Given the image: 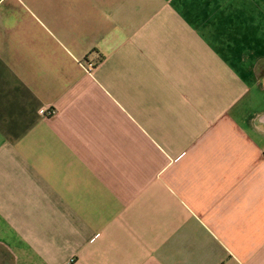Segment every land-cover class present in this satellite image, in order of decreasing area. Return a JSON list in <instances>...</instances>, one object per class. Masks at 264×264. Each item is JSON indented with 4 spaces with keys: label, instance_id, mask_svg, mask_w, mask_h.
<instances>
[{
    "label": "crops",
    "instance_id": "obj_1",
    "mask_svg": "<svg viewBox=\"0 0 264 264\" xmlns=\"http://www.w3.org/2000/svg\"><path fill=\"white\" fill-rule=\"evenodd\" d=\"M0 264H264V0H0Z\"/></svg>",
    "mask_w": 264,
    "mask_h": 264
},
{
    "label": "built area",
    "instance_id": "obj_2",
    "mask_svg": "<svg viewBox=\"0 0 264 264\" xmlns=\"http://www.w3.org/2000/svg\"><path fill=\"white\" fill-rule=\"evenodd\" d=\"M93 68H94V64H93V63H89V64L87 65V69H88V71H92Z\"/></svg>",
    "mask_w": 264,
    "mask_h": 264
}]
</instances>
